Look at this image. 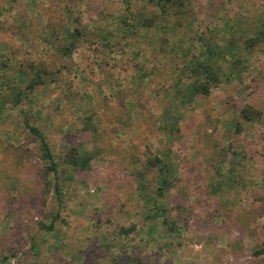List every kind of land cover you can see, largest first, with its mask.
<instances>
[{
	"label": "rangeland",
	"instance_id": "obj_1",
	"mask_svg": "<svg viewBox=\"0 0 264 264\" xmlns=\"http://www.w3.org/2000/svg\"><path fill=\"white\" fill-rule=\"evenodd\" d=\"M174 1L0 0V264H264V0Z\"/></svg>",
	"mask_w": 264,
	"mask_h": 264
},
{
	"label": "trees",
	"instance_id": "obj_2",
	"mask_svg": "<svg viewBox=\"0 0 264 264\" xmlns=\"http://www.w3.org/2000/svg\"><path fill=\"white\" fill-rule=\"evenodd\" d=\"M157 6H160L161 10L163 12H169V3H176L174 0H152ZM262 36V35H260ZM252 38L248 40L246 43V49L251 50L254 48L255 45L260 44L262 41V37ZM214 52L209 55V59L213 57ZM196 73H198V79L193 85L192 89L197 94H203L205 96H208L211 92L212 87H218L221 84V78L219 75V69L212 63H210L208 60L198 62L196 67ZM37 78L39 80L42 79L41 73H36ZM202 80H200V79ZM21 89L15 94V99L17 101L19 100V97L22 95ZM256 113L253 110V107L250 105H247L241 112V117L247 121L251 122L254 120ZM27 127L30 129V131L35 134L41 144V150H42V158L43 160L50 163V167L48 168L50 172H57L58 164L55 161L54 155L52 154V151L50 149L49 143L47 139L45 138L44 134L40 132L37 128L29 126L27 124ZM17 157V156H16ZM93 159V156L88 153H75L71 155V157L68 159V164L76 169L81 170H88L90 167V163ZM14 162L16 163L17 160L14 159ZM152 166L160 167V173L163 175L162 177V183L169 186L171 185V181L168 179V175L171 173L172 168L168 164H163L161 166V162L159 160H156L154 162H151ZM13 177L8 175V170L6 167L0 168V195L3 194L4 190L11 191L16 190L15 183L17 182L15 179L12 180ZM20 191V190H19ZM56 191L59 192V187L56 186ZM54 226L49 227V231L53 230ZM232 255L234 257H238V251L235 250V252H232Z\"/></svg>",
	"mask_w": 264,
	"mask_h": 264
}]
</instances>
